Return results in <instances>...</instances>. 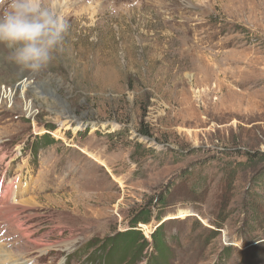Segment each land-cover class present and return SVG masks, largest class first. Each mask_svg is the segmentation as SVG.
<instances>
[{
    "label": "rangeland",
    "instance_id": "rangeland-1",
    "mask_svg": "<svg viewBox=\"0 0 264 264\" xmlns=\"http://www.w3.org/2000/svg\"><path fill=\"white\" fill-rule=\"evenodd\" d=\"M44 2L66 24L46 69L0 45V256L98 264L110 238L128 264L149 211L131 264H264V0Z\"/></svg>",
    "mask_w": 264,
    "mask_h": 264
},
{
    "label": "clouds",
    "instance_id": "clouds-1",
    "mask_svg": "<svg viewBox=\"0 0 264 264\" xmlns=\"http://www.w3.org/2000/svg\"><path fill=\"white\" fill-rule=\"evenodd\" d=\"M66 24L54 4L44 0H7L0 11V45L22 71L48 67L63 42Z\"/></svg>",
    "mask_w": 264,
    "mask_h": 264
},
{
    "label": "trees",
    "instance_id": "trees-1",
    "mask_svg": "<svg viewBox=\"0 0 264 264\" xmlns=\"http://www.w3.org/2000/svg\"><path fill=\"white\" fill-rule=\"evenodd\" d=\"M53 127H49L47 128L49 131H53L52 129ZM144 135H147V131H143ZM40 142L43 144L47 141V139L43 137H41ZM48 143H52V141H49ZM49 145V144H48ZM227 173L225 174L227 177L233 179L236 171H235V167H230L227 168ZM198 186L199 185H195ZM256 188V187H254ZM195 190H197V188L195 187ZM194 190V193H195ZM198 191V190H197ZM200 194H202L203 192L199 191ZM196 195H199L197 193H195ZM164 198H162L161 200H163ZM161 205H163V202L160 201L159 202ZM159 205V204H158ZM251 210L253 211H258L260 210L258 208V205L256 203H254V201H252V206H251ZM260 212V211H258ZM151 221V216L149 211H142L139 215H137V217L133 220L132 224H131V230H129V232L125 233V236L122 238V242L118 243V247L119 251L116 252L119 255V261L120 263L125 262L128 259V264H131L132 262H134L135 259L140 258V256L143 254V250L144 248L147 246V242L148 240L142 235V233L140 232V229L138 228L139 226H137L138 224L141 223H149ZM253 231V230H252ZM255 235H253L252 237H242L243 242L249 241V240H253L255 239ZM152 241L154 242L153 245L157 248L158 252L157 253H163L164 255L167 254L166 248H165V244H164V239L163 238H159L158 233L152 235ZM116 243V240L107 238L105 240V242L100 245V247H98L97 251H95L94 253H92L90 256L91 258L96 257V263L98 264H112L111 262V258H112V252L116 251L114 248H112L110 251H108L107 253H105V250L107 247H109L110 245L112 247H114V244ZM122 252V253H120ZM116 254V257L118 256ZM157 259V258H156ZM154 259L155 262L151 264H165L164 260H160V259ZM153 260V261H154ZM115 261V260H114Z\"/></svg>",
    "mask_w": 264,
    "mask_h": 264
},
{
    "label": "bare ground",
    "instance_id": "bare-ground-1",
    "mask_svg": "<svg viewBox=\"0 0 264 264\" xmlns=\"http://www.w3.org/2000/svg\"><path fill=\"white\" fill-rule=\"evenodd\" d=\"M26 200V199H25ZM25 203V202H24ZM6 254V253H5ZM1 254L0 256V263L2 264H20L21 263V256L19 254H14V253H10V254H6L4 255ZM20 256V257H19Z\"/></svg>",
    "mask_w": 264,
    "mask_h": 264
},
{
    "label": "built area",
    "instance_id": "built-area-1",
    "mask_svg": "<svg viewBox=\"0 0 264 264\" xmlns=\"http://www.w3.org/2000/svg\"><path fill=\"white\" fill-rule=\"evenodd\" d=\"M3 89H6V87H0V91L3 90ZM2 100H3V99H2ZM27 100H28V99H27ZM5 102H6L7 104L9 103V102H7L6 99H4V100H3V103H5ZM12 102H13V101H12ZM23 102L25 103V101H23ZM3 103H0V104H3ZM28 103H31V100H28ZM27 109H28V108H27ZM27 109H26V106H25V110H24V111H25V114H26V115H29V113H27ZM30 109H32V113H33V115H34L35 112L33 111V110H34L33 107L30 108Z\"/></svg>",
    "mask_w": 264,
    "mask_h": 264
}]
</instances>
